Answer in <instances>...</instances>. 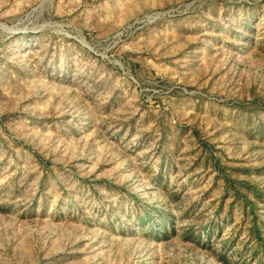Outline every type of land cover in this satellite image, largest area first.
Listing matches in <instances>:
<instances>
[{
	"label": "rangeland",
	"instance_id": "obj_1",
	"mask_svg": "<svg viewBox=\"0 0 264 264\" xmlns=\"http://www.w3.org/2000/svg\"><path fill=\"white\" fill-rule=\"evenodd\" d=\"M0 264H264V0H0Z\"/></svg>",
	"mask_w": 264,
	"mask_h": 264
}]
</instances>
